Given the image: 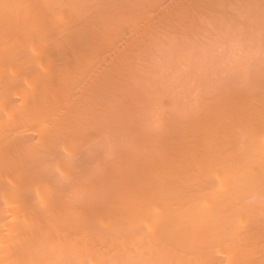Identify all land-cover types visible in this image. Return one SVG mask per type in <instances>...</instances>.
Wrapping results in <instances>:
<instances>
[{"label":"bare ground","instance_id":"obj_1","mask_svg":"<svg viewBox=\"0 0 264 264\" xmlns=\"http://www.w3.org/2000/svg\"><path fill=\"white\" fill-rule=\"evenodd\" d=\"M143 2L0 0V264H264V38L235 27L95 74ZM89 123L102 142L75 179L64 134Z\"/></svg>","mask_w":264,"mask_h":264},{"label":"rangeland","instance_id":"obj_2","mask_svg":"<svg viewBox=\"0 0 264 264\" xmlns=\"http://www.w3.org/2000/svg\"><path fill=\"white\" fill-rule=\"evenodd\" d=\"M144 1L145 2L141 3L138 7H129L128 12H125V14L124 13L122 14V17H124V19L126 18L127 22L124 21L123 24L119 28V33H118L119 39L117 40V42L113 48L115 51L114 50H107L109 52L108 54H107V52L104 51L100 55V60H98L99 66L96 65V69L93 70L94 72H96L95 74H97V71H96L97 68L99 69L100 67H103V68L106 67L105 65L107 64V62L110 63L109 62L110 60H113L114 58H116V56H115V55H117L116 53L124 52V54H127L129 51L130 53L132 52V54H135L133 52H136V53L140 52L146 56V55L158 53L159 49H165V50L178 49L180 51H183V49L187 46L194 48L200 44L201 45H200L198 51L206 52L208 50V47L206 45L209 44L208 42H210V41H211L210 43H212V41H213V40H211L212 38L213 39L215 38V41H217L216 39L219 37L220 38L226 37V35L231 37L232 35H230V33L232 34L236 28L238 30H240L239 28H243L241 30V32L245 33V35H244L245 38L247 36H248L247 38H256V37L264 38V30H263V32H261L262 35H260L261 33L258 34L260 32L259 30L262 28L261 26H263V24H264L263 18H261V19H263V21L261 20V22H260V17H262V15H263L262 12H264V0H256V1L255 0H201V1L200 0H188L189 2L187 0H184V1H182V0H144ZM257 1L258 2L260 1V3L257 4L258 3ZM254 3L257 4V6ZM261 5H262V7H261ZM256 8L257 9L259 8L260 10L258 9L259 10L258 11ZM254 11L256 13L253 16L252 14L254 13ZM258 15H259V19L257 18ZM68 17H69V15H68ZM69 18H67V19L71 20V17H69ZM251 18H253V19H251ZM254 18H255V21H254ZM256 20H259V21H256ZM252 21H253V23H252ZM255 22L256 23L259 22L258 26ZM220 23H223V25ZM237 23H238V25H237ZM235 24H236V26H235ZM259 24H261L260 29H259ZM221 25L223 27L225 26L226 28H227V26L229 27L230 25H232V26H230V29H228V30H231V28H232L233 29L232 32H230V31L228 32V30H225V27L223 28ZM239 25L242 27H240ZM261 31H262V29H261ZM236 32H238V31H236ZM242 33L240 35H242ZM235 36H237V38H238V33L234 34V38H235ZM192 43L194 44V46H192ZM213 44H214V41H213ZM116 45H117V47H116ZM169 47H171V48L168 49ZM210 47H211V45H210ZM115 48L118 50V52H116L117 50ZM219 49H218V51H219ZM192 51H195V50H192ZM221 52H223L222 49L218 53H221ZM113 56H115V57H113ZM107 65H109V64H107ZM93 74L94 73H92V74L90 73V77L88 78V76H87L85 81L86 82L91 81L94 78V76H96L95 74L94 75ZM79 96H82V93ZM165 98H167V99L164 102H167L169 99L170 100H169V103L163 102L164 106H162V107L164 110L168 109L167 107H165L166 106L165 104H169L168 107H170L171 106L170 102L173 100V98L171 99V97L169 99H168V97H165ZM165 98H163V100ZM91 109L94 110V107L93 108L91 107ZM91 109H89V110H91ZM96 112L93 111V113H96ZM88 125L87 126L89 129L85 127L86 129L84 128V130L79 129L80 130L79 132H78V128L76 131V130H74L73 126L70 128L68 127L69 129H71L70 131H67V132H70L69 134L67 133L69 136L67 134H64V136L70 137V138H68V139H70L69 142L65 141L67 138H64V141L68 142L67 144L69 146H71V144L75 141L74 143L76 144V148H77L75 150V149H73L74 147L73 148L71 147V150H70V147L67 145L66 151L67 152L69 151L68 152L69 154H67V156H69L71 154L72 149H73V151H76L77 161L74 163V165L77 163L78 165H80V166L82 165V167H83V168H80V166L77 167V165H76V167L78 169L75 167L77 169V171H76L77 173L75 172V174H74L75 176H73L75 179L77 178V176H79V174L83 175L82 172H84V171L87 172L84 169V167L88 168V166L90 167L92 165V164L89 165L90 163L87 164L88 162H91L90 161L91 157H89L88 154H89L91 146H92V144H91L93 142L92 140H94L95 142H100V141L102 142V140L100 139L101 136H100L98 130H96L99 127L98 126L96 127V125L94 126L93 123H89ZM115 125L111 126L108 124L106 126V128H109V127L113 128V126H115ZM82 130L83 131L86 130V133L84 132V134H83ZM88 130H90L92 133H90ZM95 130L98 133H96ZM71 134L73 137L71 136ZM70 141H71V143H70ZM72 145H74V144H72ZM74 154L75 153L73 152V156H74ZM63 156L65 157L66 155H63ZM64 159H66V158H64ZM109 163H111V162H109ZM36 164H37L36 162H33L31 164V168L33 170H35ZM75 168L73 171L76 170ZM79 170H81L80 173L78 172ZM54 173H56V171H54ZM73 173H72V175H73ZM49 174L51 175V173H48L46 175H45V173L41 174L42 179L39 176L40 174L39 175L35 174V175H37L36 178L38 177V179H34V180L40 181V183H42L46 186L45 183L49 182L48 181L49 179L46 178V176ZM23 175L25 176L24 173H23ZM35 175H34V178H35ZM42 175L43 176L45 175V176L42 177ZM52 176L54 179H53V181H52V179L50 180V181H52L51 183L49 182L50 183L49 184L50 186L48 189L49 191H47L45 189V192L47 194L51 195L50 196V203L51 204L49 205V208H48L49 209L48 213L50 215H51L50 212H52V211H50V209L52 208V206L55 205L54 204L55 201H57V202L60 201V200H56V198L58 199V195H61V193L63 191L68 189V188L65 189L66 186L68 187V185H66V184H68V182H65V180L59 174L56 173L55 176H54V174H52ZM46 179H48V180H46ZM23 192L29 193L27 191H23ZM26 193L22 194L23 197H22V195L20 196L21 197L20 202L22 203V201H23L22 204H23V206L25 205V208L27 206V209L29 207V210L30 209L35 210L39 204L33 203L34 201L33 202L31 201L32 197L30 199L31 194L29 193L30 195H28ZM54 194L56 196H54ZM62 195H61V197H62ZM24 200H26V201L30 200L29 202H31V203H29L27 201L28 204H27V202H25L26 204H24ZM52 202H54V203H52ZM32 212L34 215L35 211H32ZM36 212H38V211H36ZM46 212H47V209H46ZM38 214L39 213H37L36 217L35 216L34 217L36 219H38L39 221L42 220V222L45 221L46 219L48 220V218L50 216L49 214L45 213V211H44V213L40 214V215H46L47 214L49 216L48 217H47V215L43 216L44 218L42 217V219H41L40 216L38 217Z\"/></svg>","mask_w":264,"mask_h":264}]
</instances>
